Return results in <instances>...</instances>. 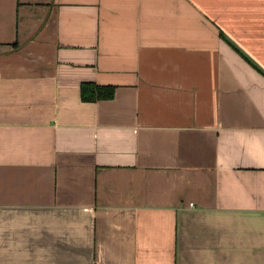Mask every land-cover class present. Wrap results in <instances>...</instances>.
Returning a JSON list of instances; mask_svg holds the SVG:
<instances>
[{
    "label": "crops",
    "instance_id": "crops-1",
    "mask_svg": "<svg viewBox=\"0 0 264 264\" xmlns=\"http://www.w3.org/2000/svg\"><path fill=\"white\" fill-rule=\"evenodd\" d=\"M0 264H264V0H0Z\"/></svg>",
    "mask_w": 264,
    "mask_h": 264
},
{
    "label": "trees",
    "instance_id": "trees-1",
    "mask_svg": "<svg viewBox=\"0 0 264 264\" xmlns=\"http://www.w3.org/2000/svg\"><path fill=\"white\" fill-rule=\"evenodd\" d=\"M116 88L113 86H97L92 83H85L81 86V97L84 102L92 103L101 100H112Z\"/></svg>",
    "mask_w": 264,
    "mask_h": 264
},
{
    "label": "built area",
    "instance_id": "built-area-1",
    "mask_svg": "<svg viewBox=\"0 0 264 264\" xmlns=\"http://www.w3.org/2000/svg\"><path fill=\"white\" fill-rule=\"evenodd\" d=\"M191 206H193V204H191Z\"/></svg>",
    "mask_w": 264,
    "mask_h": 264
}]
</instances>
